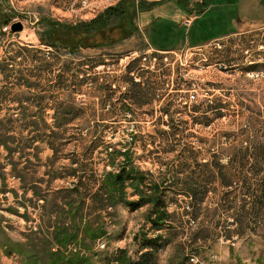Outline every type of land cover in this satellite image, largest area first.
I'll return each instance as SVG.
<instances>
[{"label": "rangeland", "instance_id": "rangeland-1", "mask_svg": "<svg viewBox=\"0 0 264 264\" xmlns=\"http://www.w3.org/2000/svg\"><path fill=\"white\" fill-rule=\"evenodd\" d=\"M123 2L0 0V243L43 247L47 227L62 223L61 201L92 260L96 250L119 264L118 249L137 260L143 236L159 234L153 264H264V23L156 52L132 14L128 36L114 18V29L89 38L100 46L76 47L70 26ZM241 3L264 12V0ZM16 21L19 32L10 29ZM186 90L196 93L190 108L179 102ZM125 159L143 172L138 191L127 180L124 200L94 194ZM141 191L165 203L158 231L149 230L152 202H124Z\"/></svg>", "mask_w": 264, "mask_h": 264}, {"label": "trees", "instance_id": "trees-1", "mask_svg": "<svg viewBox=\"0 0 264 264\" xmlns=\"http://www.w3.org/2000/svg\"><path fill=\"white\" fill-rule=\"evenodd\" d=\"M150 6L152 5L148 4L146 6H143L140 2L135 3L133 2V0H124L123 8H121L118 4L109 5L103 11L98 13L93 19L89 21H81L75 25L70 26V28L73 29L77 35L76 47L87 48L100 46V44L97 43L95 39H92V41H90L89 38H94V34L97 32H101L103 35L105 34V31H110L111 29H114V26L112 25V23H110L111 20L114 18L121 19V21H125L123 23H120V34L121 36H128L130 33H132V30H126V28L124 27L126 21L129 22L131 28V24H133L132 14H136L137 9L148 8ZM51 27L54 26L51 25ZM108 36L109 35H107V38ZM138 83L139 82L134 81L135 85H137ZM115 152L119 151L115 150ZM129 152L130 148L129 146H126L123 149L121 155H125L128 157ZM128 165H131V160L125 159V163H123L122 166H120V168L116 172L104 171L102 182L100 183L97 191L94 192V194L97 195L99 193L101 196H104V198H107L108 192L110 190L113 192H118L120 194V200H124L122 197L123 187L125 186L127 180H131V183H134L133 181H135V188L138 191L137 187H139L141 183L144 182L143 172L134 168L128 170ZM13 168L16 169L15 166H13ZM25 191H27L26 188L23 190L24 194ZM137 191H135V193H137ZM13 192L17 197L16 191L14 190ZM139 194L140 195L137 200L124 202L130 207V209H137L140 206L152 202L153 209L147 216L148 220L151 222V227L149 228V230H160L164 225V218L168 217L169 214L166 210L162 213L156 212L159 208V204L165 205V203L162 202L161 197L146 195L143 191H141ZM41 199H46V196L43 195ZM65 205L66 204H62L61 202L60 210L57 209V212L54 213H65L63 209ZM71 207L72 205H70L68 210H70ZM151 213H153V215ZM74 214L75 213L72 212L71 216L74 217ZM25 215L26 213H23V216ZM54 222L56 224L51 231L52 237L50 239H43V247H37L35 243L31 244V247H28L26 243H23V246L22 244L14 242L10 239H6L5 242L0 243V245L7 254H11V252H17L21 254L23 256V259L21 258V262L24 264H95L91 256L84 255V253H82L79 249L72 250L68 247L72 242L77 239L78 234H80L79 229H81V226H77L75 218L72 219V225H75V227L71 226V228L66 225H62L56 220ZM86 226L87 224L84 223V226L82 228ZM90 236L93 239L96 238V234L92 233ZM160 238L161 236L159 234H156L152 237L144 235L142 238L141 247H145L147 251L141 253L137 260H132L131 258H128L126 256L125 249H118L117 261L119 262V264H153L155 257L154 252L157 250L158 247L157 240H159ZM51 242L57 245V247H51ZM40 253H42V256Z\"/></svg>", "mask_w": 264, "mask_h": 264}, {"label": "crops", "instance_id": "crops-1", "mask_svg": "<svg viewBox=\"0 0 264 264\" xmlns=\"http://www.w3.org/2000/svg\"><path fill=\"white\" fill-rule=\"evenodd\" d=\"M241 2L242 0H179L177 2L161 0L148 8L137 10L133 23L135 30L146 38L149 47L156 52L198 47L208 44L213 39L239 34L249 26L264 23V12L259 6L254 7L252 4L247 8ZM187 17L191 18L189 26L184 24ZM62 216L61 224L70 227L72 224L70 216L66 213ZM55 224L53 222L47 227L48 232L52 231ZM79 244L80 234L68 247L85 252L86 247H81ZM141 248L146 250L145 247ZM134 250V247H128V253L132 258L137 257L132 254ZM93 252L95 264H106L105 260L99 258L96 250ZM0 253L7 264H21L16 254L6 255L1 247Z\"/></svg>", "mask_w": 264, "mask_h": 264}, {"label": "built area", "instance_id": "built-area-1", "mask_svg": "<svg viewBox=\"0 0 264 264\" xmlns=\"http://www.w3.org/2000/svg\"><path fill=\"white\" fill-rule=\"evenodd\" d=\"M96 1H99L100 2V0H94V2H96ZM190 21H191V18L190 17H187L184 20V24L186 26H189L190 25ZM6 28H8V25H6V26L3 27V29H6ZM218 39H221V38L213 39L209 43H214ZM195 99H196V93H195V91H193V90H186V94L184 96H180L179 102H180L181 107L190 108L191 103L193 101H195ZM103 247H104V244L100 242L99 245H98V249H102ZM113 264H117V263L116 262H113Z\"/></svg>", "mask_w": 264, "mask_h": 264}, {"label": "water", "instance_id": "water-1", "mask_svg": "<svg viewBox=\"0 0 264 264\" xmlns=\"http://www.w3.org/2000/svg\"><path fill=\"white\" fill-rule=\"evenodd\" d=\"M10 29L13 32H19L23 29V24L20 21H16L10 24Z\"/></svg>", "mask_w": 264, "mask_h": 264}]
</instances>
